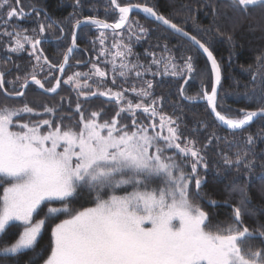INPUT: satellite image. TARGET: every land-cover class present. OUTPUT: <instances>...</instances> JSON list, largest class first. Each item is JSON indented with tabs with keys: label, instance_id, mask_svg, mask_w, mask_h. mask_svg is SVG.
<instances>
[{
	"label": "snow or ice",
	"instance_id": "1",
	"mask_svg": "<svg viewBox=\"0 0 264 264\" xmlns=\"http://www.w3.org/2000/svg\"><path fill=\"white\" fill-rule=\"evenodd\" d=\"M109 3L112 12L118 13L114 22L93 15L76 20L77 28L83 23L99 30L92 44L93 50L97 41L101 47L95 61L83 62L86 67L91 65L87 72L75 71L63 79L77 47L75 32L63 62L52 64L37 48L40 39L21 27L31 11L13 6L12 0H0V37L10 41L6 51L19 53L26 50V44L31 45L29 55L36 60L31 73L8 82L13 91L6 93L7 97L22 98L30 85L38 86L44 94L58 95L63 84L76 93L75 108L69 100L68 111L64 110L63 97L59 105L43 104L40 109L26 101L19 105L0 101V256L14 258L29 250L35 252L43 231L50 227L46 255L37 253L41 264H264V223L257 221L254 228L245 224L244 218L256 217L258 210L248 207L250 200L244 188L233 184V191L238 190L241 198L231 206L227 221L216 219L194 203L193 180L199 196L204 181L198 168L207 169L208 162L197 141L184 136L177 119L163 111L164 97L155 95L153 82L144 81L141 87L134 82L149 73L161 74V66L163 75L191 74L195 71L193 57H181V65L164 44L159 57L147 53L152 56L147 67L132 63L127 59L132 50L124 42L123 32H129V39L133 34L137 39L147 34V29L129 18L139 9L198 46L210 61L214 77L210 91L202 89V98L215 121L233 133L243 130L254 118L264 119V52L256 57L251 77L256 88L249 96L259 107L222 109L218 104L221 67L206 43L158 13L154 6L121 4L119 0ZM15 4L19 5V0ZM75 6L80 7L81 0H75ZM256 8L264 11V0H220L213 6V23L223 17L233 22L234 33L235 21L251 17ZM14 19L17 23L13 25ZM134 28L139 32L133 33ZM45 30L40 24L39 33ZM109 31L113 41L110 48L105 47ZM227 38L231 41L233 35L227 34ZM81 63L77 61V65ZM153 65L157 71H152ZM46 67L42 81L36 69L44 72ZM54 71L60 76L53 75ZM51 80L55 83L46 87ZM4 84V73L0 72V88ZM93 98L101 99V106L85 109L84 103ZM220 139L229 149L238 147L215 134L204 147ZM245 143L253 144V136L249 134ZM219 156L229 172L233 168L237 173L241 168L250 172L255 167L248 149L232 155L221 149ZM188 160L190 172L186 170ZM86 202L90 206L85 207ZM208 203L214 206L217 202ZM12 228L22 230L17 234Z\"/></svg>",
	"mask_w": 264,
	"mask_h": 264
},
{
	"label": "trees",
	"instance_id": "2",
	"mask_svg": "<svg viewBox=\"0 0 264 264\" xmlns=\"http://www.w3.org/2000/svg\"><path fill=\"white\" fill-rule=\"evenodd\" d=\"M126 3L146 4L154 6V9L163 14L165 17L183 27L191 35L197 36L202 42L206 43L213 52L217 62L221 67V83L219 86L218 104L222 105V109L231 108L237 110L240 108H248L253 110L259 105L249 99L256 84L252 82V73L256 68V57L264 52V11H254L253 15L244 20L235 21L236 30L233 33V22L220 18L215 24L213 23V6H218L220 1L217 0H119ZM13 6H16L15 0H12ZM19 7H23L25 11H30L35 8L30 16L26 17L21 27L28 29V35L33 38H39V24L43 23L48 27L52 37L57 38L60 35L57 27L61 26L65 30V37L62 40L55 42L53 49L60 51V54H51L47 56L48 60L57 62L62 58L63 51L67 47L71 35V27L79 18L93 15L100 19L112 21L118 16V13H113L109 0H81V6H75V0H19ZM106 12L109 13L106 15ZM140 22L139 25L147 29L146 35H141L137 39L133 34L129 39V32L124 30V42L129 44L132 54L128 56V60L132 63H140L147 67L152 56L147 53H155L157 57L162 54V46L168 45L170 53L176 57V62L182 65L181 57L192 56L195 71L191 74H185L182 77L163 75V66L160 68L161 74L152 76L151 73L144 76L143 80H136L137 87L143 86L144 81L153 82V91L156 96L164 97L163 111L177 119L180 130L184 136L197 141V147L202 150L208 162V168H198V174L203 179L204 183L200 189L199 196L196 195L195 183H192V199L194 203L201 204L205 211L213 214L220 221L229 220L232 214V205L239 202L241 193L233 191V184L239 189L244 188L246 195L250 200L249 208L257 209L256 217H245L244 221L247 226L254 228L257 221L264 223V119L257 118L243 130L232 132L221 127L210 114V111L205 102L190 103L185 101L180 95V87L183 81L186 80L183 87V95L188 99H198L202 97V89L207 87L211 89V71L204 56L188 41L174 34L168 29L162 27L151 19L146 18L142 14L135 13L130 20ZM42 21V22H41ZM14 19L12 24H16ZM54 25V26H53ZM219 28V32L217 31ZM36 29V32H32ZM209 29H211L209 31ZM12 31V27H9ZM45 30V32H46ZM3 31V28H0ZM139 29H135L133 33H138ZM227 34H232L233 39L228 40ZM99 35V30L83 26L77 34V42L80 53L72 56L71 62L74 66L68 71H88L90 64L84 66V61H95L97 52L100 49V44L97 41L95 50H93L92 41L96 40ZM56 40V39H55ZM112 36L108 32V39L105 47H111ZM10 43L8 37H0V67L5 66L7 69L10 65L13 69L7 73L4 88L7 92L13 91V85L8 83L15 80L17 76L21 78L32 72L33 65L36 64L34 57L28 53V45H25L26 50L19 53L6 51V46ZM87 50V51H85ZM105 58L100 57L103 61ZM77 61L82 63L77 65ZM43 63V60H41ZM100 66L103 68L104 64ZM1 69V68H0ZM111 65H108L109 77ZM37 78L45 80L48 71L41 72L36 69ZM152 71H157L156 66H152ZM56 76V71L52 73ZM63 75V79L64 76ZM117 83L121 80L118 78ZM54 84V80L45 83L46 87ZM127 85V84H124ZM108 86L111 87L109 80ZM19 84L16 85L18 90ZM68 90L69 87L62 85L58 90L60 94L62 90ZM70 89V88H69ZM58 94V95H59ZM73 94V93H72ZM36 95L35 99L40 96L43 100H47L49 105H59L61 99L54 102L58 98L57 94L46 95L42 93L35 85H30L25 95L18 99H9L0 91V101L6 103H18L24 98ZM63 104L64 110L68 111V102L71 100L72 108H75L76 97L73 95H65ZM83 103V99H81ZM101 106V99L93 98L90 103H84L85 109H96ZM107 107V105H104ZM41 107V106H40ZM234 113V112H233ZM207 125V127H205ZM215 134L217 137L227 138L228 142H235L238 147L229 149L223 139L217 140L209 144L208 139ZM252 135L254 143L247 145L245 143L248 135ZM223 149L229 152L230 155L237 151L243 152L249 150V159L255 160V167L249 172L244 168L237 170L233 168L230 172L225 170L219 152ZM187 171H191V160L186 161ZM2 192V189H0ZM216 201V205H209L208 201ZM84 206H90V203H84ZM15 233L14 228L11 229ZM50 227L46 228L42 237L39 238L36 253H44L50 244ZM33 251H26L23 254H17L16 257L4 258L0 256V264H32L36 261L38 264V256Z\"/></svg>",
	"mask_w": 264,
	"mask_h": 264
},
{
	"label": "flooded vegetation",
	"instance_id": "3",
	"mask_svg": "<svg viewBox=\"0 0 264 264\" xmlns=\"http://www.w3.org/2000/svg\"><path fill=\"white\" fill-rule=\"evenodd\" d=\"M119 2H121V1H119ZM124 3H126V2H122L121 4H124ZM20 5V4H19ZM19 5H16L17 7H19ZM31 11V13L33 12L32 10H30ZM133 16V15H132ZM83 18V17H82ZM82 18H79V20L80 19H82ZM117 18V17H116ZM116 18H114L112 21H108L109 23H112V22H114V20L116 19ZM100 19V18H99ZM42 22V21H41ZM40 24H43V23H40ZM40 24H39V26H40ZM75 24V22L73 23V25ZM44 25V24H43ZM73 25H72V27H71V35H70V38H69V42H68V44H67V47L65 48V50L63 51V55L65 54V52L67 51V49L69 48V46H70V43H71V36H72V28H73ZM85 25H88V26H90V28H92V29H95V30H98L95 26H93V25H91V24H84V25H82L81 27H80V29L83 27V26H85ZM45 26V29H48V27L46 26V25H44ZM54 26V25H53ZM39 29V28H38ZM57 29H58V31L60 32V35L57 37V38H54V37H52V33H49V31L48 30H46V32H44L43 34H41L40 33V37L39 38H36V39H40V44L37 46V48L39 49V50H42V56H44V57H47V56H50L51 54H60L61 52L60 51H56L55 49H53L52 47H54V45H56L55 44V42H57V41H59V40H62L66 35H65V30L61 27V26H59V27H57ZM79 29V30H80ZM79 30H78V32H79ZM78 32H77V34H78ZM56 39V40H55ZM53 42H54V45H53ZM76 45H77V47H75L74 48V51H73V53L71 54V58H70V60L72 59V56H74L75 54L76 55H78L80 52V49H79V45H78V42H77V35H76ZM52 46V47H51ZM29 47V46H28ZM29 52H30V47L28 48V50H27V52H26V54L28 53L29 54ZM63 55H62V57H63ZM61 60H62V58L59 60V61H57V62H52V64H55V65H59L60 64V62H61ZM69 60V62H68V64L70 65V66H66V71L68 70V69H70V67L72 66H74V63H76L75 61L74 62H71ZM1 69H0V72H3L4 73V79H6L5 77H6V75H7V73H9L12 69H13V66L12 65H10L7 69L5 68V66H3V67H0ZM45 71H48V69H47V67L45 68ZM57 73H58V71H56V76H57ZM37 87V86H36ZM38 88V87H37ZM18 90H19V88H18ZM27 90V89H26ZM26 90H25V93H26ZM6 97V96H5ZM8 98V97H7ZM9 99H12V98H9ZM18 99V98H17Z\"/></svg>",
	"mask_w": 264,
	"mask_h": 264
},
{
	"label": "water",
	"instance_id": "4",
	"mask_svg": "<svg viewBox=\"0 0 264 264\" xmlns=\"http://www.w3.org/2000/svg\"><path fill=\"white\" fill-rule=\"evenodd\" d=\"M135 12H138V13H141V14H144V15H146L145 13H143L141 10H139V9H134L130 14H129V18L131 17V15L133 14V13H135ZM149 17V16H148ZM150 18H152V17H150ZM153 20H154V18H152ZM80 20H83V18L82 19H80ZM155 21V20H154ZM156 22V21H155ZM156 23H158V22H156ZM159 24V23H158ZM82 25H84L83 23L77 28V27H75V24L73 25V28H72V36H71V43H70V46L69 47H71L72 46V40H73V33L75 32V35H77V32H78V30L80 29V27L82 26ZM159 25H161V26H163L164 28H166V26H164V25H162V24H159ZM167 29V28H166ZM169 30V29H168ZM169 31H171V30H169ZM171 32H173V31H171ZM174 33V32H173ZM174 34H176V35H178V36H180V37H182L183 39H185L186 41H188L190 44H192L203 56H204V58L206 59V61H207V63H208V66H209V68H210V71H211V63H210V61H208L207 60V56H206V54L205 53H203V51L201 50V49H199L198 48V46H195L190 40H188L186 37H183V36H181L180 34H178V33H174ZM73 51H74V49H73ZM67 52V51H66ZM65 52V53H66ZM73 53V52H72ZM71 53V54H72ZM65 55V54H64ZM64 55H63V57H62V60H61V62L60 63H62L63 62V58H64ZM57 76H60V73L58 72V75ZM211 76H212V74H211ZM188 78V77H187ZM187 78H186V80H187ZM186 80L185 81H183V83H182V85H181V87H180V95H181V97L185 100V101H187V102H190V103H198V102H205V104L207 105V101H206V99H203L202 97L201 98H198V99H188V98H186L184 95H183V92H181V88H183L184 87V85H185V82H186ZM214 80V77L212 76V81ZM219 86L220 85H218V92H219ZM0 90L2 91V93L7 97V95H6V91H5V88H4V86H3V88H0ZM42 93H43V90H41V89H39ZM46 95H53V94H51V93H49V94H46ZM207 107H208V105H207ZM208 109H209V111H210V108L208 107ZM213 116V115H212ZM213 118H214V116H213ZM257 118H259V117H257ZM257 118H254V120H256ZM214 120H215V118H214ZM221 127H223L224 129H226V130H229V129H227L226 128V126H223V125H221L218 121H216ZM252 123V122H251ZM247 127V126H246Z\"/></svg>",
	"mask_w": 264,
	"mask_h": 264
},
{
	"label": "rangeland",
	"instance_id": "5",
	"mask_svg": "<svg viewBox=\"0 0 264 264\" xmlns=\"http://www.w3.org/2000/svg\"><path fill=\"white\" fill-rule=\"evenodd\" d=\"M217 1H220V0H217ZM219 3V2H218ZM260 11L261 9L259 8H256L254 11ZM262 11V10H261ZM132 21H135L134 19ZM139 21V20H138ZM140 23V22H139ZM137 29V28H134L133 31ZM30 47V51H31V45H28ZM34 57V56H33ZM34 60H35V57H34ZM36 62V60H35ZM79 71V70H78ZM75 72V71H74ZM80 72H87V71H80ZM73 72L72 71H68L65 76H64V79L67 78L68 75H71ZM212 79V78H211ZM212 82V80H211ZM63 85V84H62ZM124 87H128L129 85H123ZM66 87H69V86H66ZM70 88V87H69ZM68 90H66L67 88H65L64 90H62V92L58 95V98L54 100V102H56L57 100L61 99V97H65V95H73L74 97H76V93L74 91L71 90V88ZM73 93V94H72ZM36 95H33V96H30L28 98H24L22 101L18 102V103H8V104H12V105H19L21 104L22 102L26 101L29 103L30 106L34 107V108H37V109H40L43 104H48L49 105V102L47 100H43L42 98H40V96L38 98H36ZM83 99V98H81ZM222 114H226V115H229V116H232L234 115V113H226V112H223L222 111ZM58 222V221H57ZM13 223H19V222H13ZM15 230V233L18 234L19 231H21L22 229H16L14 228ZM49 236H50V232H49ZM38 253V252H37ZM37 253L35 252V254L37 255ZM44 254V253H43ZM46 255V254H45ZM39 259V258H38ZM38 264H41L40 260L38 262Z\"/></svg>",
	"mask_w": 264,
	"mask_h": 264
}]
</instances>
